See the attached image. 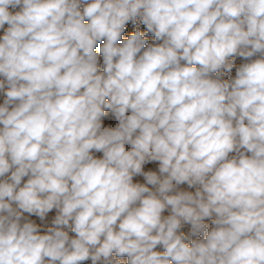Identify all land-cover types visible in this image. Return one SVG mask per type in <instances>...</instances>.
Wrapping results in <instances>:
<instances>
[{
	"label": "clouds",
	"instance_id": "clouds-1",
	"mask_svg": "<svg viewBox=\"0 0 264 264\" xmlns=\"http://www.w3.org/2000/svg\"><path fill=\"white\" fill-rule=\"evenodd\" d=\"M0 30V264H264V0H0Z\"/></svg>",
	"mask_w": 264,
	"mask_h": 264
},
{
	"label": "bare ground",
	"instance_id": "bare-ground-1",
	"mask_svg": "<svg viewBox=\"0 0 264 264\" xmlns=\"http://www.w3.org/2000/svg\"><path fill=\"white\" fill-rule=\"evenodd\" d=\"M18 10V9H17ZM5 27H7V25L5 26ZM135 27H140V29H141V31L143 32V33H146V28L142 25V24H139V22L137 23V25H132L130 22H129V24H128V26H127V28H126V31H125V33L123 34V38H127V36L131 33V32H133L134 30H135ZM3 35V31L2 30H0V36H2ZM147 38H148V41H149V43H154L155 42V39H154V37L151 35V34H147ZM98 48H99V45L97 46V51H98ZM101 63H102V57H101ZM240 63H241V61H240V59L239 58H237L236 59V65L234 66V68L235 67H238L239 65H240ZM103 66V65H102ZM102 70V69H101ZM3 102V97L2 96H0V103H2ZM107 118V120L108 119H112V116H111V113H109L108 114V116L106 117ZM113 120V119H112ZM111 120V121H112ZM94 155H96L97 157H100V156H102V153H94ZM157 166H158V162H153V163H150V164H148V165H146L145 166V170L147 171V170H149V169H151V170H157ZM27 178H25V180H26ZM134 182H141V183H144V179H143V177L142 176H138V177H134ZM151 187V186H150ZM179 188H180V190H188V191H194V189H189L188 187H187V185L185 184V185H181V186H179ZM167 214H169L168 212H166L165 213V215H167ZM214 218V217H213ZM24 219L25 220H32L33 222H35L37 225H39L40 226V230H41V234H43V232L44 231H46L47 229H46V227H45V225L42 223V221H40L39 220V218L38 217H36V216H29L27 213H25L24 214ZM208 221V220H207ZM23 222V221H22ZM210 224V223H209ZM184 232H185V234H187L189 231H190V226H185L183 229H182ZM75 235V234H74ZM73 235V236H74ZM124 261H125V264H126V257H124V258H122ZM85 264H91V262L90 261H88V262H85Z\"/></svg>",
	"mask_w": 264,
	"mask_h": 264
},
{
	"label": "rangeland",
	"instance_id": "rangeland-1",
	"mask_svg": "<svg viewBox=\"0 0 264 264\" xmlns=\"http://www.w3.org/2000/svg\"><path fill=\"white\" fill-rule=\"evenodd\" d=\"M240 59V61H241V63H243V62H246V61H244L242 58H239ZM240 63V64H241ZM102 63H101V69H102ZM223 71V70H222ZM235 76V68H233V70H232V72L231 73H228V72H226V71H224L223 72V76H222V78L223 79H231V78H233ZM113 119V120H112ZM112 121L110 120V119H108L107 120V118H105L104 119V124H105V126H115L116 125V121H115V119H114V117H112ZM55 215H56V210L54 209L52 212H50L48 215H47V217L45 218V220L44 221H42V223L45 225V227H46V229L48 228V227H51L52 226V220L54 219V217H55ZM40 220V219H39ZM41 221V220H40ZM205 223H207L208 225H209V230L211 229V227H212V224H211V221L210 220H206L205 221ZM210 223V224H209ZM44 232H46V231H44ZM43 232V233H44ZM69 234H70V236H73L74 235V233H71L70 231H69Z\"/></svg>",
	"mask_w": 264,
	"mask_h": 264
}]
</instances>
